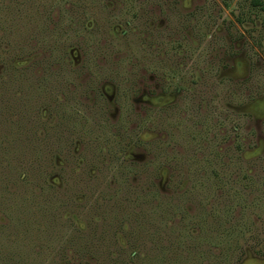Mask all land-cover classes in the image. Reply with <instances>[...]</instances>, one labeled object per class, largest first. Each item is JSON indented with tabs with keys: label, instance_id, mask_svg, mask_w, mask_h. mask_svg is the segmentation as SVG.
<instances>
[{
	"label": "rangeland",
	"instance_id": "374dc122",
	"mask_svg": "<svg viewBox=\"0 0 264 264\" xmlns=\"http://www.w3.org/2000/svg\"><path fill=\"white\" fill-rule=\"evenodd\" d=\"M9 1L0 0V142L18 138L19 146L13 153L0 144V177L12 156L31 181L32 152L40 145L44 181L55 191L54 212L65 226L60 238L40 231L53 216L39 208L44 196H33L35 186L3 192L10 204L25 194L32 208L23 233L30 262L52 257L55 264H94L70 243L56 252L76 229L124 244L128 222L122 228L109 223L102 200L119 196L127 210L139 185L147 187L131 173L129 184L139 185L111 196L116 165L153 156L159 186L169 191L190 182L197 193L190 159L199 158L197 146L205 151L204 137L215 136L218 145L228 144L229 159L215 146L216 171L232 174L206 201L218 213L230 205L231 217L246 223L232 264H264V0H56L41 18L48 0ZM57 11L58 20L49 22ZM64 107L72 124L62 127L67 139L56 142ZM85 117L98 137L77 125ZM94 138L114 144L112 154ZM234 173L246 176L233 179ZM6 209L2 203L0 222ZM15 230H0V250Z\"/></svg>",
	"mask_w": 264,
	"mask_h": 264
},
{
	"label": "trees",
	"instance_id": "16d2710c",
	"mask_svg": "<svg viewBox=\"0 0 264 264\" xmlns=\"http://www.w3.org/2000/svg\"><path fill=\"white\" fill-rule=\"evenodd\" d=\"M12 1L14 0H10L9 3ZM51 5L56 8V0H48L43 10H37L40 12L39 18L45 16V12L48 11V7ZM2 10L5 11V7H2ZM58 14V11L51 14L48 17L49 22L50 19L56 22ZM57 62L59 63V60ZM36 87L39 88V85L37 84ZM65 111L66 108L61 118L58 119L60 131L56 133V142H62L64 139H67L62 127L72 124L68 121L72 116L65 115ZM88 124L90 122H87L86 117L81 124L77 120V125L80 126V129L89 130L90 133H95L96 137H98L100 132L95 131L96 125L91 123L88 128ZM235 132L237 133V131ZM225 135L222 136V140L226 139ZM6 138L8 137H4L0 142V144L4 142L3 146H5V150L13 153L17 151V146H19L17 143L18 138L16 143L8 142ZM204 139H206L204 143L205 151L203 152L197 146V149L201 151L198 152L199 158L197 160L190 159L194 165V169L191 171L189 180L191 183H193L194 179L197 180V193L192 192L195 189L193 188L194 184L190 185V182H188V186L185 185L181 189L171 186L169 191H165L164 186H159L155 182V179L159 178V166L152 163L153 156L148 158L149 160H144L143 158L141 161H121L116 165L111 175L110 183H113V185L111 186L110 195L115 197L118 194V190L122 192L123 190L125 191V188L128 189V178L131 173L136 175L137 180H142L144 186L147 187L143 189L137 183L129 184V186L132 185L134 187L139 185V188L134 196L129 198L131 199V207L127 208V210L124 207L127 203L121 202L119 196L117 198L109 197L102 200L108 207V209L105 208L104 210L107 212L106 216L109 219V223H114L117 228H122L121 223L128 222L127 229L123 232L125 243L122 244L118 241L105 242L98 234H93L89 231L81 232V230L76 229L75 233H70L65 237L66 242H63L56 252L62 251L70 243L75 245L78 250H83V255L84 253H90L94 264H232L233 257L242 249L246 223L241 222L240 219L234 220L231 217L233 210L230 205L226 206L224 213H218V209L211 204L212 201L209 203L206 201L207 195L209 194L210 196V189L220 186L219 180H222L226 184L227 180L231 178L232 172L226 174L216 171L215 166L217 165L214 162L216 161V155H218V149L215 146H221L218 145L221 141H218L215 136L214 138L212 136V139H208L207 137H204ZM95 140L99 141L98 143L101 142L99 139ZM147 143H150V141ZM176 143L173 141L172 149ZM230 143L233 148L238 144V142L234 141ZM73 144V142L68 144L67 152L65 153L67 159H69V154L71 153L68 149ZM91 144L92 142L88 146H91ZM226 145L219 147V149L226 153V160L229 161ZM101 146L105 148L106 153L104 154L108 156L112 154L114 144L108 145L102 141ZM186 147L189 146L187 145ZM34 148L35 150L32 152V155L33 159L36 157L37 162H35V168L31 174V181L28 179L29 173L26 170L23 172L18 170L17 164L12 162V156H10L4 166L6 173L0 177V205L2 203L4 205L7 204V209L2 212L0 230L4 227H16L15 231L17 233L16 237L1 245L4 249L3 251L0 250L2 253L0 255V264H34L30 262L29 258L31 254H28L23 238V233L27 229L26 225L31 220L30 213H32V208L29 206V202H27L28 198L25 194H22L18 203L15 199L14 201L12 199V204H10V198L3 192L8 194L10 190L15 189L18 191L22 190L20 193H23V190L28 185L30 187L35 186L37 191L36 193L33 192V196L37 198L38 195L44 196L42 202L45 204L39 203V208L44 213L48 212L49 215L53 216L49 220V227L46 230L40 231H43L45 235H49L48 237L51 238L64 236L61 230L65 228L64 221L54 212L56 206L55 202H53L52 194L55 191L47 182L45 183L43 175L44 166L39 162V158L40 160L42 158V148L40 145L39 151L37 145ZM228 148L229 153L230 146ZM147 155H150V151H147ZM109 159L115 160L116 158L112 156ZM7 169L13 175L7 177ZM147 170L151 171L149 175L145 174ZM14 174L17 175L16 179L13 178ZM244 176L246 175H238V173L232 175L233 179L244 178ZM152 177L154 178L150 179ZM188 177L189 173L186 175V178ZM5 183L9 184V187ZM10 183H13L14 187ZM242 186L243 183H241L240 187ZM234 193L240 195L237 191ZM166 196H168V199H166ZM231 201L234 202L233 199ZM236 202L238 201L236 200ZM169 213H172L171 217H167ZM97 243L104 245V249L101 250L96 245ZM54 262V259L50 257L45 264H55Z\"/></svg>",
	"mask_w": 264,
	"mask_h": 264
},
{
	"label": "flooded vegetation",
	"instance_id": "af4514ba",
	"mask_svg": "<svg viewBox=\"0 0 264 264\" xmlns=\"http://www.w3.org/2000/svg\"><path fill=\"white\" fill-rule=\"evenodd\" d=\"M234 137H235V134L232 135V138H234Z\"/></svg>",
	"mask_w": 264,
	"mask_h": 264
}]
</instances>
